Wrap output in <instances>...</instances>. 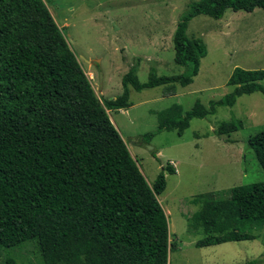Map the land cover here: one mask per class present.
Instances as JSON below:
<instances>
[{
    "label": "trees",
    "instance_id": "trees-1",
    "mask_svg": "<svg viewBox=\"0 0 264 264\" xmlns=\"http://www.w3.org/2000/svg\"><path fill=\"white\" fill-rule=\"evenodd\" d=\"M256 8L264 9V0L192 2L174 35L175 62L189 71L159 76L152 69L142 83L132 68L123 94L107 99L97 94L45 0H0V248L31 242L25 249L39 264H170L178 243L171 240L159 196L167 187L166 172L176 170L163 168L150 183L109 110L133 105L130 86H164V95H174L179 85L194 81L208 50L201 38L187 34L192 18L220 19L228 10ZM263 80V69L236 67L232 92L209 106L198 100L186 113L172 105L158 114L157 131L183 133L193 118L233 106L243 94H264ZM243 127L234 118L217 133L231 136ZM248 144L264 170V129ZM226 193L194 199L201 207L189 226L205 233L197 246L252 240L250 228L264 229V181Z\"/></svg>",
    "mask_w": 264,
    "mask_h": 264
},
{
    "label": "rangeland",
    "instance_id": "rangeland-1",
    "mask_svg": "<svg viewBox=\"0 0 264 264\" xmlns=\"http://www.w3.org/2000/svg\"><path fill=\"white\" fill-rule=\"evenodd\" d=\"M45 1L103 98L123 94V79L132 68L142 83L149 80L152 69L159 76L189 71V66L175 62L174 35L190 4L199 0ZM187 34L201 38L208 50L194 81L179 85L174 95H164V86L141 91L130 86L133 105L109 110L110 118L150 183L163 168L171 165L176 170L166 172L167 187L159 196L171 240L178 243L170 252L171 264H264V229L259 225L250 228L255 239L204 247L197 246L204 231L189 226L201 207L194 202L199 195L227 196L232 187L264 181V170L248 144L264 129V94H243L233 106L193 118L183 133L157 131L158 114L172 105L180 104L186 113L198 100L209 106L232 92L229 79L236 67L264 70V9L228 10L220 19L200 14L190 20ZM234 118L243 121V129L220 136L219 125ZM149 133L154 134L148 138ZM29 244L0 248V264L7 257L20 264H39L30 248L25 249Z\"/></svg>",
    "mask_w": 264,
    "mask_h": 264
},
{
    "label": "crops",
    "instance_id": "crops-1",
    "mask_svg": "<svg viewBox=\"0 0 264 264\" xmlns=\"http://www.w3.org/2000/svg\"><path fill=\"white\" fill-rule=\"evenodd\" d=\"M170 264H171V262H170Z\"/></svg>",
    "mask_w": 264,
    "mask_h": 264
}]
</instances>
